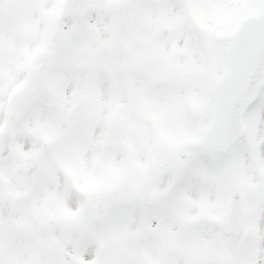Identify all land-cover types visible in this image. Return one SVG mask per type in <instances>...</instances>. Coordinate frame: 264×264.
I'll return each mask as SVG.
<instances>
[{
  "label": "snow or ice",
  "instance_id": "1",
  "mask_svg": "<svg viewBox=\"0 0 264 264\" xmlns=\"http://www.w3.org/2000/svg\"><path fill=\"white\" fill-rule=\"evenodd\" d=\"M0 264H264V0H0Z\"/></svg>",
  "mask_w": 264,
  "mask_h": 264
}]
</instances>
